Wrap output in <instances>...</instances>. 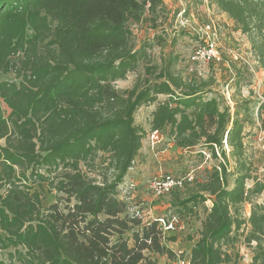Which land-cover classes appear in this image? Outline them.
<instances>
[{
  "label": "trees",
  "instance_id": "trees-1",
  "mask_svg": "<svg viewBox=\"0 0 264 264\" xmlns=\"http://www.w3.org/2000/svg\"><path fill=\"white\" fill-rule=\"evenodd\" d=\"M209 1L248 35L264 67V0ZM164 14V0H0V73L20 80L0 81V250L12 264H159L154 255L176 257L158 221L135 216L119 192L142 148L135 113L152 103V131L169 127L179 148L201 145L222 157L200 192L181 202L192 209L212 201L191 264H238L239 253L223 244L241 230L252 264H264V199L256 200L264 195V171L248 162L244 142L256 109L264 128V100L242 97L232 110L212 89L215 79H185L171 59L141 87L122 94L114 85L147 56L130 25L147 15L158 24ZM44 183L56 193L48 206ZM245 203L248 219L240 213Z\"/></svg>",
  "mask_w": 264,
  "mask_h": 264
},
{
  "label": "rangeland",
  "instance_id": "rangeland-1",
  "mask_svg": "<svg viewBox=\"0 0 264 264\" xmlns=\"http://www.w3.org/2000/svg\"><path fill=\"white\" fill-rule=\"evenodd\" d=\"M164 1L168 14H164L158 24L151 22L150 16L147 15L141 22L130 25L136 48L145 49L147 56L135 71L129 72L124 80L114 83L116 89L124 94L125 90L132 89L135 85L141 87L147 80L153 81L160 69L167 66L171 59L174 61L172 69L185 79H215L212 89L225 96L226 103L232 110H234V100L242 97L252 96L253 99L264 100V67L259 63L248 35L242 33L231 17L221 12L209 0H203L197 5L192 2L191 4V0ZM188 8L190 12H184ZM177 11L182 13L176 15ZM206 25H210V28H206ZM209 38L217 39L221 61L210 64L193 62L190 59L193 50ZM238 72L243 76L239 86L236 83ZM2 80L20 82L12 72L0 73V81ZM166 98L165 95L158 96L159 101ZM155 106V103L145 104L135 113V122L143 129V140L139 155L128 171V182L136 185L134 192H131L133 198L130 203L134 206L144 204L145 208H140L145 210L146 220L151 216L180 213L179 227L168 232V240H166V245L175 251L176 257L169 258L167 255H154V257L159 264H181L182 259L190 257L193 246L200 238L202 222L206 217L207 209L212 206V201L199 203L192 209H186L181 202L200 192V185L207 181L211 170L222 157L219 156V159L211 157L209 151L203 149L201 145L192 149L179 148L169 127L154 135L151 130V113ZM244 142L248 162L252 163L257 169L256 173L261 175L264 171V128L257 118V109L254 124L247 125ZM225 148L227 154H230L226 144ZM203 150L206 154L202 152ZM102 160L103 158H98L97 162L100 163ZM229 167L231 169L235 167L231 157H229ZM83 169L87 170L84 165ZM99 173L103 171L98 170L92 174ZM165 174H172L175 177L190 175L193 180H187L182 188L173 190L169 195L155 196L149 187L150 182ZM252 183L249 180L247 186L250 187ZM42 190L45 206L55 202L56 193L49 192L47 183L43 184ZM126 194L127 192L121 193L120 197H125ZM263 199L264 195L256 198L260 202ZM190 205L193 207L194 204ZM250 211L251 205L245 203L240 210L241 216L248 219ZM248 229L249 227L247 231ZM241 233L242 230L233 234L236 238L224 242L223 247L228 248L234 255L239 253L238 264H252V248L247 245ZM171 237H176V240H170ZM130 244L133 245V241H130ZM0 260L4 261L3 264H12L5 250H0ZM14 263L18 264L16 261Z\"/></svg>",
  "mask_w": 264,
  "mask_h": 264
},
{
  "label": "built area",
  "instance_id": "built-area-1",
  "mask_svg": "<svg viewBox=\"0 0 264 264\" xmlns=\"http://www.w3.org/2000/svg\"><path fill=\"white\" fill-rule=\"evenodd\" d=\"M182 13V12H180ZM206 28H210V25H206ZM203 31V29H201ZM201 32V31H200ZM190 59L193 62L203 63V64H210V63H217L221 61V56L218 48V41L216 38H209L206 39L205 43L199 44L192 52ZM154 135L158 133V131H153ZM227 145V144H226ZM206 154V151H202ZM210 154V152H209ZM187 180H193L192 176H180L175 177L172 174H165L158 178H155L150 182V189L154 193L155 196H165L172 193L173 190L177 188H182ZM134 186V187H133ZM136 185L133 183H129L126 179L123 184L119 186V192L126 193L125 197H121L125 199L130 207L131 212L135 214V216L141 218L144 222L157 220L159 223L160 229L163 231L164 235L167 236L168 232H172L179 227V223L181 221L180 213H171L167 215H163L160 217H152L148 220L144 218L145 210H141L140 207H144V204L141 203L140 205H131L130 200L133 198L131 191L135 190ZM127 190V191H126ZM131 195V196H130ZM142 212V214H141ZM144 212V214H143ZM150 212V211H149ZM181 264H191V258H184L181 260Z\"/></svg>",
  "mask_w": 264,
  "mask_h": 264
},
{
  "label": "crops",
  "instance_id": "crops-1",
  "mask_svg": "<svg viewBox=\"0 0 264 264\" xmlns=\"http://www.w3.org/2000/svg\"><path fill=\"white\" fill-rule=\"evenodd\" d=\"M128 175H129V173H128ZM128 177V176H127ZM127 179V178H126ZM132 192V191H131ZM133 192H134V190H133Z\"/></svg>",
  "mask_w": 264,
  "mask_h": 264
}]
</instances>
